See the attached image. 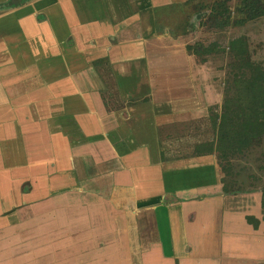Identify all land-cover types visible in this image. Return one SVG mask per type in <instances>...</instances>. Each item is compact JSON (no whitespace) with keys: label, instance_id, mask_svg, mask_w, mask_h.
I'll return each mask as SVG.
<instances>
[{"label":"crops","instance_id":"crops-1","mask_svg":"<svg viewBox=\"0 0 264 264\" xmlns=\"http://www.w3.org/2000/svg\"><path fill=\"white\" fill-rule=\"evenodd\" d=\"M156 1L186 0H0V253L16 264H264L261 192L229 190L205 146L168 158L160 129L193 72L135 36Z\"/></svg>","mask_w":264,"mask_h":264},{"label":"rangeland","instance_id":"rangeland-1","mask_svg":"<svg viewBox=\"0 0 264 264\" xmlns=\"http://www.w3.org/2000/svg\"><path fill=\"white\" fill-rule=\"evenodd\" d=\"M218 1L224 0H186L160 5L156 1L153 7L149 5V10L137 12L135 36L138 39L158 36L165 43L163 46L168 47V52L166 48L163 52L167 55L183 54L191 61L186 67L192 68L193 74L185 77L188 82L183 83L187 89L173 94L174 100L181 102L180 105L186 107L187 112L170 118L173 121L160 129L168 158L190 156L198 149H204L203 146L212 144V153L222 181L224 185L230 186L229 190L240 188L243 192H262L264 133L239 152L225 146L224 157L219 147L216 148V141L221 118L225 115L235 119L233 113L240 110L233 104L231 109L225 110V104L227 100L233 102L236 98L237 77L249 75L245 63L264 71V16L241 26L230 23L220 29L209 21L211 6ZM145 2H137L139 8L146 5ZM238 3L239 0H228L226 3L233 17L236 16L234 10ZM197 45L203 46L202 50L199 49V55L187 50L188 47L197 48ZM233 47L243 49L244 54H237ZM99 65L95 69L107 85L108 99L111 104L117 105L119 97H112L113 82L108 67L105 62ZM19 259L29 263L25 254L0 253V264H16L20 262Z\"/></svg>","mask_w":264,"mask_h":264},{"label":"trees","instance_id":"trees-1","mask_svg":"<svg viewBox=\"0 0 264 264\" xmlns=\"http://www.w3.org/2000/svg\"><path fill=\"white\" fill-rule=\"evenodd\" d=\"M227 1L214 2L211 6L209 21L214 27L222 29L229 26L230 23L241 26L264 16V0H239L234 10L235 17L226 6ZM200 7H203V5H200ZM196 47H188L187 50L194 55H199V49L202 50L203 46L197 45ZM233 50L240 54L243 49L233 47ZM243 52L241 55L244 54ZM245 65L249 75L247 77L244 75L237 77L235 80L236 98L233 102L227 100L225 104V110L231 109L232 104L240 110L233 113L235 119L224 115L219 121L216 148L219 147V150L222 151V157L226 155L225 146L230 147V149H237L236 151L239 152L247 148L251 141L258 139L259 135L264 133V71L247 62ZM205 147L208 150L207 153H212V144ZM261 194V208L264 209V190ZM246 220L254 228L257 227L258 223L254 218L247 217Z\"/></svg>","mask_w":264,"mask_h":264}]
</instances>
